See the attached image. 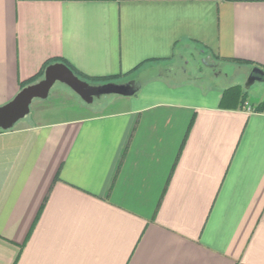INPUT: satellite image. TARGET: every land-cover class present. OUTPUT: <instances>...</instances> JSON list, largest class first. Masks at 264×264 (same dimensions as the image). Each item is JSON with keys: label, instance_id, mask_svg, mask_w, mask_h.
Wrapping results in <instances>:
<instances>
[{"label": "crops", "instance_id": "0c3cea01", "mask_svg": "<svg viewBox=\"0 0 264 264\" xmlns=\"http://www.w3.org/2000/svg\"><path fill=\"white\" fill-rule=\"evenodd\" d=\"M193 49L264 69V0H0V105L51 61L141 83L0 129V264H264V91L141 79Z\"/></svg>", "mask_w": 264, "mask_h": 264}, {"label": "water", "instance_id": "95a60500", "mask_svg": "<svg viewBox=\"0 0 264 264\" xmlns=\"http://www.w3.org/2000/svg\"><path fill=\"white\" fill-rule=\"evenodd\" d=\"M56 82L67 85L88 104L106 95L132 96L141 88V83L134 79L93 83L78 76L66 63L54 62L46 67L39 81L25 86L11 101L0 105V129H12L24 119L30 113L32 102L37 98L46 99ZM257 82L264 83V69L255 66L245 88L250 89Z\"/></svg>", "mask_w": 264, "mask_h": 264}, {"label": "rangeland", "instance_id": "374dc122", "mask_svg": "<svg viewBox=\"0 0 264 264\" xmlns=\"http://www.w3.org/2000/svg\"><path fill=\"white\" fill-rule=\"evenodd\" d=\"M182 59H184L182 61ZM180 59H176L174 62H166V63H159L157 64L149 73L150 75H144L141 77L143 80H147L150 76H156L159 74H163L164 77H169L170 73L169 70L173 67V69L178 70V69H187L188 74L185 75L183 72H179V75H182V79H190L196 84H200L203 87L205 86L206 88L208 86H211L213 84L217 85H225V86H230L236 83H242L245 87V83L247 81L246 75L247 71L244 66L241 65H236L232 63H220L218 70H215L216 72L218 71L220 74L219 79H215L216 73L209 67L208 62L204 57L201 56L200 52L196 50L189 51L184 54V57ZM187 62H189L187 64ZM173 72L171 77H175V73ZM217 72V73H218ZM197 73V74H196ZM198 77H202L201 79ZM55 91H63L67 92L74 97L79 98V96L67 85L61 82H56L55 85L53 86L51 92H50V97ZM264 91V83L257 82L255 83L250 89H248V93L251 97L260 94L261 92ZM110 95L102 96L99 99H96L94 103L98 101H105L106 99L109 98ZM35 99L34 101H37ZM34 101L32 103H34Z\"/></svg>", "mask_w": 264, "mask_h": 264}, {"label": "trees", "instance_id": "16d2710c", "mask_svg": "<svg viewBox=\"0 0 264 264\" xmlns=\"http://www.w3.org/2000/svg\"><path fill=\"white\" fill-rule=\"evenodd\" d=\"M51 62H54V61H51ZM51 62L50 63H48V65H50L51 64ZM48 65H46V67L48 66ZM69 66V65H68ZM45 67V68H46ZM71 68V67H70ZM72 69V68H71ZM78 76H80L81 78H83V79H86V80H88V81H90V82H93V83H101V82H108L109 80L108 79H88V78H86V77H84V76H82L81 74H79L77 71H75L74 69H72ZM44 71H45V69L43 70V71H41V73H39V75H37L36 77H34V78H32L31 80H29L28 82H26V83H23L22 84V88L23 87H25V86H27L28 84H30V83H33V82H36V81H38L39 79H40V77H42L43 75H44ZM232 97V98H240L241 96H243V98H244V88L241 86V85H234V86H232V87H229L226 91H225V93H224V98H227V97Z\"/></svg>", "mask_w": 264, "mask_h": 264}, {"label": "flooded vegetation", "instance_id": "af4514ba", "mask_svg": "<svg viewBox=\"0 0 264 264\" xmlns=\"http://www.w3.org/2000/svg\"><path fill=\"white\" fill-rule=\"evenodd\" d=\"M209 66L211 67L212 70H214V73H216L215 72V69H217L216 63H210Z\"/></svg>", "mask_w": 264, "mask_h": 264}]
</instances>
